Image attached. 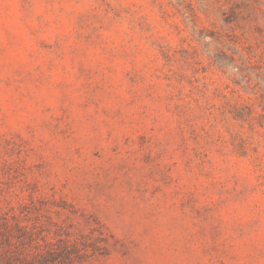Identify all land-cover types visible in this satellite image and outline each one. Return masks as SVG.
I'll list each match as a JSON object with an SVG mask.
<instances>
[{
  "label": "rangeland",
  "instance_id": "374dc122",
  "mask_svg": "<svg viewBox=\"0 0 264 264\" xmlns=\"http://www.w3.org/2000/svg\"><path fill=\"white\" fill-rule=\"evenodd\" d=\"M0 264H264V0H0Z\"/></svg>",
  "mask_w": 264,
  "mask_h": 264
}]
</instances>
